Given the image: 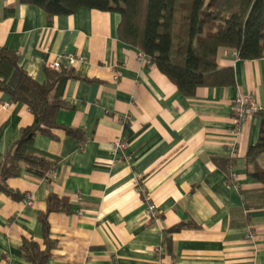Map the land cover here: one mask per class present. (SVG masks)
Listing matches in <instances>:
<instances>
[{
    "label": "crops",
    "instance_id": "0c3cea01",
    "mask_svg": "<svg viewBox=\"0 0 264 264\" xmlns=\"http://www.w3.org/2000/svg\"><path fill=\"white\" fill-rule=\"evenodd\" d=\"M118 22L117 13L88 8L48 21L37 6L0 0V47L15 52L31 77L42 81L53 61L80 75L65 82L70 107L59 109L56 121L84 134V142L61 130L57 140L36 136L37 149L59 158L56 168L48 180L25 172L7 180L32 203L0 193V264H28L23 239L42 246L38 214L49 193L70 206L47 216L55 247L46 264H155L161 232L179 223L188 225L163 245L165 264H264V207L240 193L261 188L244 160L259 117L237 126L231 111L244 94L264 108V58L239 60L219 48L218 65L233 68L234 84L199 87L187 97L154 65L137 60V49L119 40ZM31 122L28 108L0 91V158ZM117 139L125 148L115 152ZM147 200L156 221L146 217Z\"/></svg>",
    "mask_w": 264,
    "mask_h": 264
},
{
    "label": "trees",
    "instance_id": "16d2710c",
    "mask_svg": "<svg viewBox=\"0 0 264 264\" xmlns=\"http://www.w3.org/2000/svg\"><path fill=\"white\" fill-rule=\"evenodd\" d=\"M40 8L51 21L53 17L70 15L81 8L119 15L117 36L120 41L144 53L149 63L165 75L184 96L192 97L199 87H226L234 84L231 66L220 67L217 62L219 48L233 51L236 59L264 58V0H23ZM44 79L31 77L18 63L15 52L0 47V91L9 102L23 103L32 115V122L21 128L0 158V193L12 199L25 198V194L8 186L7 180L22 172L48 180L59 158L37 149L33 142L42 135L53 140L63 131L84 142L78 128L60 125L56 121L59 109L70 107L62 97L68 79L81 78L72 68L57 70L44 68ZM259 117L257 140L248 147L244 156L247 174L261 185L256 191L240 190L243 199L252 197L255 207H264V108ZM234 158L224 163L227 181L234 183L231 166ZM219 167L223 163L213 158ZM66 198L49 193L45 209L38 217L43 227L42 246L23 239L20 249L28 264H46L52 256L55 242L48 236L47 216L51 212L67 211ZM246 207H248L245 204ZM179 223L163 229V245L169 235L181 229ZM193 226V223H189Z\"/></svg>",
    "mask_w": 264,
    "mask_h": 264
},
{
    "label": "built area",
    "instance_id": "2783aa9c",
    "mask_svg": "<svg viewBox=\"0 0 264 264\" xmlns=\"http://www.w3.org/2000/svg\"><path fill=\"white\" fill-rule=\"evenodd\" d=\"M83 61V57L81 56H69V60L75 61V60ZM137 60L141 62L149 63L148 57L142 53L137 51ZM47 68L57 70L60 67V63L58 61L48 62L46 64ZM260 109V107L255 103L253 98L250 95L244 94V95H238L232 102V116L234 118L235 123L237 126H240L245 120L249 119L253 115H256V112ZM125 143L121 139H117L114 143L113 149L114 151L124 150ZM127 159H130V156H126ZM139 191L141 190V186H138ZM25 200L27 204H31V198L29 194H25ZM146 217L148 220H154L156 221L159 219V214L156 210L155 205L147 200V208H146ZM248 238H252V234H247ZM155 257L154 262L155 264H165L162 259V246L159 245L155 247L154 250Z\"/></svg>",
    "mask_w": 264,
    "mask_h": 264
}]
</instances>
